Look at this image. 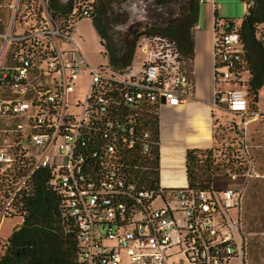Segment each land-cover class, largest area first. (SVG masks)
I'll return each instance as SVG.
<instances>
[{
    "label": "built area",
    "instance_id": "1",
    "mask_svg": "<svg viewBox=\"0 0 264 264\" xmlns=\"http://www.w3.org/2000/svg\"><path fill=\"white\" fill-rule=\"evenodd\" d=\"M242 1L246 15L256 0ZM206 2L218 9L214 0L199 6ZM94 5L74 0L56 18L48 0L30 10L17 2L0 31V230L6 220L22 221V194L45 170L60 224L75 243V264H242L244 193L264 177L243 137L247 124L264 122V86L249 103L244 18L218 19L213 30L209 160L213 181L228 183L163 189L135 179L131 160L152 156L148 122L158 119L160 107L193 98L192 60L175 41L144 35L124 70L92 64L77 26L90 21ZM253 39L264 50V22L254 26ZM222 113L235 119L223 120Z\"/></svg>",
    "mask_w": 264,
    "mask_h": 264
},
{
    "label": "trees",
    "instance_id": "2",
    "mask_svg": "<svg viewBox=\"0 0 264 264\" xmlns=\"http://www.w3.org/2000/svg\"><path fill=\"white\" fill-rule=\"evenodd\" d=\"M74 0H48V9L60 18L70 11ZM128 0H95L90 22L100 42L107 65L114 71H122L132 62L137 43L144 35H160L175 41L181 53L192 60L193 35L198 25L199 0H152L158 12L152 14L151 26L127 25ZM264 22V0H256L255 6L244 16L240 31L252 65V80L249 89L250 105L257 102L259 91L264 86V50L253 39V28ZM216 24V20L215 23ZM126 26L127 39L116 41L115 29ZM4 23L0 27L3 31ZM155 142L152 156L138 163L132 159L135 179L150 186L158 185V119L149 121ZM212 150L189 149L185 155V173L188 186L206 189L213 181L211 168ZM141 167L145 170L141 172ZM47 173L39 170L31 180L30 188L22 194L21 206L17 209L22 223L6 241L1 243L0 264H75L76 250L72 235L64 232L60 224L58 202L47 187Z\"/></svg>",
    "mask_w": 264,
    "mask_h": 264
},
{
    "label": "crops",
    "instance_id": "3",
    "mask_svg": "<svg viewBox=\"0 0 264 264\" xmlns=\"http://www.w3.org/2000/svg\"><path fill=\"white\" fill-rule=\"evenodd\" d=\"M199 8L198 25L193 35V98L177 106L162 105L158 114V186L163 189L188 185L187 150L214 147L213 30L215 20L221 18L217 17V9L211 2ZM21 223L20 220L11 223L8 230L0 234V242L6 241Z\"/></svg>",
    "mask_w": 264,
    "mask_h": 264
},
{
    "label": "rangeland",
    "instance_id": "4",
    "mask_svg": "<svg viewBox=\"0 0 264 264\" xmlns=\"http://www.w3.org/2000/svg\"><path fill=\"white\" fill-rule=\"evenodd\" d=\"M67 0H62L66 2ZM18 2V6H28L37 8L39 0H0V27L6 24L11 15V8ZM218 6L217 17L221 19H243L244 8L242 0H214ZM126 10L129 15L127 25L140 26L142 29H148L151 26L152 14L158 12V9L152 5V0H128ZM127 27H117L115 37L117 42H125ZM77 37L81 44L82 54L92 64H103L106 62L103 48L96 39L93 27L90 21H81L77 26ZM137 62V61H136ZM261 105L264 106V88L260 94ZM222 119L233 118L227 113L221 114ZM237 120V118H236ZM245 143L249 150L255 156L259 169L264 174V122L254 121L247 124L243 132ZM228 183L225 179L216 178L213 185L216 188L224 187ZM18 219L6 220L1 226L0 234L6 232L11 223ZM242 237L245 238V252L242 258V264H264V177L250 182L244 193L242 210Z\"/></svg>",
    "mask_w": 264,
    "mask_h": 264
}]
</instances>
